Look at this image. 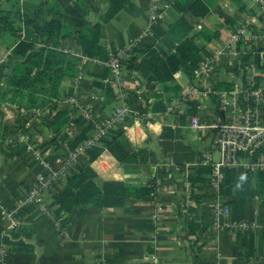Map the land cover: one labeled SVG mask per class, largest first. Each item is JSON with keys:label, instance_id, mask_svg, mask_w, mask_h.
<instances>
[{"label": "crops", "instance_id": "crops-1", "mask_svg": "<svg viewBox=\"0 0 264 264\" xmlns=\"http://www.w3.org/2000/svg\"><path fill=\"white\" fill-rule=\"evenodd\" d=\"M85 1L88 21L103 24L100 43L109 58L115 52L131 50L117 81L105 64L109 58L107 61L84 58L78 38H67L62 40L61 49L77 60L79 73L64 79L61 97L55 105L35 111L13 104L11 96L0 100V242L5 243L9 234L5 233L6 216L13 213L21 220L20 227L10 234L13 245L5 243L8 248L5 264H264V199L246 201L244 219L257 222L255 231L213 230L210 222L215 194L212 168L204 164L207 144L204 135L191 127L194 115L202 121H215L221 116L219 99L208 94L209 89L228 92L246 80L241 58L233 57L232 61L224 47L229 30L253 17L250 35L256 41L249 38L238 49L246 55L258 52L264 47V14L257 13V7L249 0H243V9L230 0H212L209 15L199 20L197 29L206 28L219 36L207 44L196 37L202 48L196 68L178 72L173 81L150 84L139 78L143 57L134 50L159 46L169 52L156 31L167 34L180 18L173 9L176 0H164V16L156 24L150 19V0H131L132 6L108 23L101 21L109 10L106 0ZM254 57L258 63V55ZM133 58H137L136 72L126 69ZM211 59L216 65L206 75L202 65ZM263 73L264 69L260 74ZM219 85L227 87L219 90ZM102 86H109L111 91ZM127 104L129 116L122 123L106 128L114 111ZM61 111L67 112L68 121L61 130L53 132L47 122ZM79 119L84 121L81 126L74 123ZM113 131H122L133 147L144 149L146 162L124 167L104 151L90 164L98 175L97 184L102 186L109 181L140 187L155 184L156 194L130 199L124 209L93 208L82 215L83 209L75 208L71 215L57 216L53 196L66 186L71 176L82 171L92 148L102 140H113ZM170 131L174 137L168 139L165 135ZM84 132L87 139L71 150L70 142ZM20 133L27 134L43 159L57 169L70 155H76L70 174L51 195L52 208L48 213L38 205H22L21 200L34 185L41 166L26 144L16 142L14 136ZM174 142L184 147L181 152H176ZM178 154L184 161L182 166L176 161ZM184 154L190 157L187 159ZM201 167L210 168V172L197 174ZM235 199V194L222 196L227 206ZM155 213L160 215L158 220L153 218ZM188 222L195 224V233H188ZM18 242L30 251L17 250Z\"/></svg>", "mask_w": 264, "mask_h": 264}, {"label": "trees", "instance_id": "trees-1", "mask_svg": "<svg viewBox=\"0 0 264 264\" xmlns=\"http://www.w3.org/2000/svg\"><path fill=\"white\" fill-rule=\"evenodd\" d=\"M106 1L109 3V10L102 17V23L110 22L120 11L132 6L131 0ZM230 1L243 9V0ZM211 5L212 0H176L173 9L180 18L170 27L167 34L156 31V35L169 47V52L159 46L149 47L145 51L134 50L143 57L139 70L140 80H147L150 84L166 83L173 81L178 72L193 71L196 68L201 60L202 50L196 42V37L207 44L219 36L218 32L206 28L197 29L199 20L209 15ZM88 15L89 8L85 0L1 2L0 51L4 48L9 54L3 64H0V100L4 101L6 97L11 96L13 104L35 111H44L55 105V101L61 97L64 79L75 77L79 73L77 60L61 49L62 40L67 38H78L85 57L107 61L109 53L100 43L103 24H92L87 19ZM136 61L137 58L129 60L126 69L136 72ZM226 87L219 85L217 89ZM102 88L111 91L109 86ZM160 110H164V107ZM67 121V112L61 111L47 124L50 130L57 132ZM74 123L81 126L84 121L79 119ZM86 132L70 142L71 150L87 139ZM112 134V141L102 140L99 146L88 152L86 166L71 176L66 186L53 196L57 216L71 215L75 208H82V215L93 208L124 209L130 199L149 198L156 194L155 184L145 187L128 186L116 181L105 182L102 186L97 184L98 175L90 164L104 151H108L124 167L134 162H146L144 149L133 147L122 131H113ZM165 137L169 139L174 135L170 131ZM173 146L176 152H181L184 148L175 142ZM184 156L187 159L190 157L188 154ZM176 161L178 166H182L184 162L179 154L176 155ZM205 172H210V168L201 167L196 171L197 174ZM220 193L226 197L235 194L236 199L228 203V206L235 220L244 219L246 201L256 197L264 199V172L225 169ZM187 225L188 233H195V224L188 222ZM4 242L13 245L10 234L6 235ZM19 243L21 242L15 244L17 250L30 251L27 246ZM18 244L20 248L17 247Z\"/></svg>", "mask_w": 264, "mask_h": 264}, {"label": "built area", "instance_id": "built-area-1", "mask_svg": "<svg viewBox=\"0 0 264 264\" xmlns=\"http://www.w3.org/2000/svg\"><path fill=\"white\" fill-rule=\"evenodd\" d=\"M249 1L255 4L257 13L264 14V0ZM165 8L164 0H150V19L154 24L163 18ZM253 23V17L242 20L237 27L229 30L224 39V47L232 58L231 60L233 61V57L241 58L246 72V80L228 92H215L213 89L207 91L208 94L219 99L222 107L219 119L202 121L198 115L191 118V127L209 139L204 155V164L212 168L210 176L215 194L210 227L213 230L222 229L233 233L255 231L258 224L255 220L248 218L235 220L231 208L222 201L220 191L224 180V170L229 168L241 172H264V73L260 74L264 69V47L258 52L249 54L251 56L241 53L238 49L244 42L254 39L250 35L251 29H254ZM130 50L131 48L111 54L109 60L105 62L111 73L116 76L117 81H119L124 61ZM241 54L245 57H242ZM255 55L259 57L258 63L255 60ZM96 61L101 60L96 59ZM215 65V60H205L202 65L203 73L207 75L212 71L211 67ZM172 107L171 111L174 110V106ZM25 111L27 112V110ZM130 112L128 104L121 106L114 111L106 128L122 123ZM15 140L18 143L26 144L32 158L40 162L41 166L34 185L21 200L22 205L23 207L31 204L38 205L48 213V210L52 208L50 205L51 195L54 194L57 185L70 174V170L76 162V155H70L57 169L43 159L39 148L30 145L27 134H24L23 137L19 134ZM158 211L162 212L161 209ZM159 213L154 214L155 220L159 219ZM6 218L8 223L5 233L11 234L20 227L21 220L13 213L8 214ZM7 254V245L2 241L0 242V264H5Z\"/></svg>", "mask_w": 264, "mask_h": 264}, {"label": "rangeland", "instance_id": "rangeland-1", "mask_svg": "<svg viewBox=\"0 0 264 264\" xmlns=\"http://www.w3.org/2000/svg\"><path fill=\"white\" fill-rule=\"evenodd\" d=\"M4 0H0V3L1 2H3ZM22 1H24V0H22ZM1 53H0V64H3V62L6 60V58H7V56H8V54H9V52L8 51H6L4 48H2L1 49V51H0ZM212 73V72H211ZM2 81H0V83H1ZM27 117V116H26ZM20 135L23 137L24 136V133H20ZM19 135H16V136H14V137H18ZM204 138H205V143L208 145V143H209V139H208V137H206V136H204ZM13 140V139H12ZM205 144V145H206ZM30 145L31 146H34V143H32V142H30Z\"/></svg>", "mask_w": 264, "mask_h": 264}]
</instances>
